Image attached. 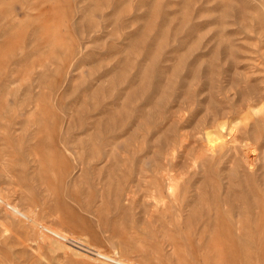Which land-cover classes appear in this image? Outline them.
<instances>
[{
	"label": "rangeland",
	"instance_id": "374dc122",
	"mask_svg": "<svg viewBox=\"0 0 264 264\" xmlns=\"http://www.w3.org/2000/svg\"><path fill=\"white\" fill-rule=\"evenodd\" d=\"M0 264H264V0H0Z\"/></svg>",
	"mask_w": 264,
	"mask_h": 264
},
{
	"label": "bare ground",
	"instance_id": "6f19581e",
	"mask_svg": "<svg viewBox=\"0 0 264 264\" xmlns=\"http://www.w3.org/2000/svg\"><path fill=\"white\" fill-rule=\"evenodd\" d=\"M231 135H233V134H231ZM231 138H232V136H231ZM211 147V146H210ZM254 147V146H253ZM251 152H252V150H251ZM253 154V153H252ZM249 159V158H248ZM14 212V211H13ZM39 227V226H38ZM55 238V237H54ZM58 239V238H57ZM56 241H58V240H56ZM67 241H69V240H67ZM60 243V242H59ZM64 243V242H63ZM83 248H85V247H83ZM79 251H80V249H79ZM83 252V251H82ZM86 252H88V251H85V253ZM88 253H91L90 251L88 252ZM89 255V254H88ZM91 255H92V253H91ZM94 255V254H93ZM96 256V255H95ZM99 256V255H98ZM99 258V257H98Z\"/></svg>",
	"mask_w": 264,
	"mask_h": 264
}]
</instances>
